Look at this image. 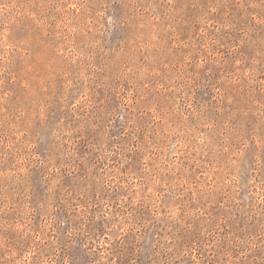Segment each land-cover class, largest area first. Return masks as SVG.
Segmentation results:
<instances>
[{"label": "rangeland", "instance_id": "obj_1", "mask_svg": "<svg viewBox=\"0 0 264 264\" xmlns=\"http://www.w3.org/2000/svg\"><path fill=\"white\" fill-rule=\"evenodd\" d=\"M0 264H264V0H0Z\"/></svg>", "mask_w": 264, "mask_h": 264}]
</instances>
